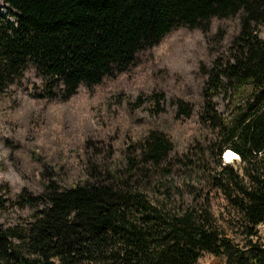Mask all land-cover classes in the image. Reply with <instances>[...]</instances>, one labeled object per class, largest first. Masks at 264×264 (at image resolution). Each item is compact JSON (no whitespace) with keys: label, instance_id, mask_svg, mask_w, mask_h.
Returning <instances> with one entry per match:
<instances>
[{"label":"trees","instance_id":"obj_1","mask_svg":"<svg viewBox=\"0 0 264 264\" xmlns=\"http://www.w3.org/2000/svg\"><path fill=\"white\" fill-rule=\"evenodd\" d=\"M0 5L5 9L0 90L32 65L63 98L133 65L140 52L180 27L207 28L213 18L240 17L238 36L228 54L214 61L202 89L197 118L211 139L178 162L188 171L180 188L202 201L172 200L178 188L165 166L173 146L164 134L151 132L135 160L127 159L126 178L114 171L112 183L66 189L50 184L43 208L35 207L29 221L10 228L0 224V264H198L203 254L224 264H264L258 238L259 228L264 230L259 35L264 0H0ZM222 94L231 100L227 118L213 102ZM176 108L177 119L192 117L188 105L178 102ZM228 150L238 157L237 168L222 160ZM212 192L236 215L240 242L211 213Z\"/></svg>","mask_w":264,"mask_h":264},{"label":"rangeland","instance_id":"obj_2","mask_svg":"<svg viewBox=\"0 0 264 264\" xmlns=\"http://www.w3.org/2000/svg\"><path fill=\"white\" fill-rule=\"evenodd\" d=\"M0 14L3 20L1 5ZM239 32L240 17L213 18L207 28L180 27L140 52L133 65L99 85L81 86L67 98L47 87L40 73L27 65L21 77L0 90V224L10 228L29 221L35 207L43 208L50 184L66 189L112 183L109 172L114 171L126 178L127 159L135 160L151 132L164 134L173 146L165 166L178 188L172 200L178 205L202 201L180 188L188 171L178 162L199 153L211 139L197 118L203 85L214 61L228 54ZM259 35L264 39V29ZM178 102L190 107V119H177ZM213 102L227 118L231 100L222 94ZM231 159L225 162L222 157L237 168L239 161ZM155 174L150 171L152 178ZM149 195L153 197L151 191ZM209 201L219 225L237 238V217L224 197L212 192ZM258 238L264 244L263 228ZM198 264L224 263L203 254Z\"/></svg>","mask_w":264,"mask_h":264},{"label":"bare ground","instance_id":"obj_3","mask_svg":"<svg viewBox=\"0 0 264 264\" xmlns=\"http://www.w3.org/2000/svg\"><path fill=\"white\" fill-rule=\"evenodd\" d=\"M229 151V150H228ZM229 153H231V152H229ZM236 157V156H235ZM227 159V161H229L231 158H233V154H229L227 157H226ZM235 159V158H234Z\"/></svg>","mask_w":264,"mask_h":264}]
</instances>
